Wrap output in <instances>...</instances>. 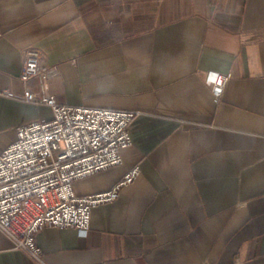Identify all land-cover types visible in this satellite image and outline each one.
Segmentation results:
<instances>
[{"label": "crops", "instance_id": "obj_1", "mask_svg": "<svg viewBox=\"0 0 264 264\" xmlns=\"http://www.w3.org/2000/svg\"><path fill=\"white\" fill-rule=\"evenodd\" d=\"M31 47L59 103L136 112L121 163L75 193L139 173L85 233L42 228V262L0 229V264H264V0H0V153L52 117L23 99Z\"/></svg>", "mask_w": 264, "mask_h": 264}, {"label": "built area", "instance_id": "obj_2", "mask_svg": "<svg viewBox=\"0 0 264 264\" xmlns=\"http://www.w3.org/2000/svg\"><path fill=\"white\" fill-rule=\"evenodd\" d=\"M54 71L41 66L38 49L25 51L20 79L26 84L35 80L39 89H28L23 99L49 106L52 117L19 125L16 139L0 153V229L15 249L37 262H42L36 242L42 228L71 227L85 233L92 208L115 200L139 173L134 166L108 190L75 193V180L121 163V150L132 142L129 124L136 112L59 103L47 93ZM230 76L214 73L207 78L215 98Z\"/></svg>", "mask_w": 264, "mask_h": 264}]
</instances>
